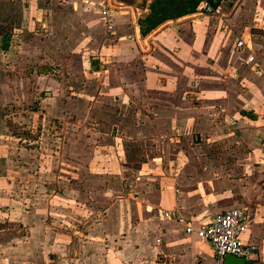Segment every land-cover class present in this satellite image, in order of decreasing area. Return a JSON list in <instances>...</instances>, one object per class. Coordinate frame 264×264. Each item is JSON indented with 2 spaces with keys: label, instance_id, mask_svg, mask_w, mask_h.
<instances>
[{
  "label": "crops",
  "instance_id": "obj_1",
  "mask_svg": "<svg viewBox=\"0 0 264 264\" xmlns=\"http://www.w3.org/2000/svg\"><path fill=\"white\" fill-rule=\"evenodd\" d=\"M152 1L122 0L117 12L131 24L113 36L115 83L130 74L134 101L147 104L122 132L142 139L89 158L81 188L36 192L29 206L33 192L14 204L11 186L0 190V264H212L211 244L164 212L198 227L233 207L245 211L242 240L255 246L245 264H264V0H221L214 10L233 8L229 18L201 12V0L141 33ZM240 4L253 27L237 26ZM115 12L110 3L111 34Z\"/></svg>",
  "mask_w": 264,
  "mask_h": 264
},
{
  "label": "rangeland",
  "instance_id": "obj_2",
  "mask_svg": "<svg viewBox=\"0 0 264 264\" xmlns=\"http://www.w3.org/2000/svg\"><path fill=\"white\" fill-rule=\"evenodd\" d=\"M99 2L111 3L119 15L113 34L102 27ZM122 4L0 0V177H12L11 184L0 182V190L11 186L12 203L23 201V192H33L29 206L38 200L36 192L46 197L81 188L78 182L92 169L89 158L99 159L102 148L112 155L117 144L122 148L142 139L122 132L131 126L126 118H136L135 111L147 107L134 101L130 74L124 76L129 84L115 83L122 72L112 53L121 42L113 36L131 24L117 12ZM239 7L237 26L253 27ZM215 8V16L234 13L231 7L219 13ZM261 10L252 7L251 13L256 17ZM92 27L95 32L89 35Z\"/></svg>",
  "mask_w": 264,
  "mask_h": 264
},
{
  "label": "built area",
  "instance_id": "obj_3",
  "mask_svg": "<svg viewBox=\"0 0 264 264\" xmlns=\"http://www.w3.org/2000/svg\"><path fill=\"white\" fill-rule=\"evenodd\" d=\"M199 10L211 13L213 8L206 1H202ZM99 11L105 18L107 28L110 29L113 22L110 4L103 2L99 7ZM244 43L243 38L239 37L235 41V47L240 48L245 45ZM252 59L253 55H249L246 60L251 61ZM164 215L185 223L186 232H195L211 244L213 249L212 264H224V256L226 254L247 259L255 250L253 244L244 243L242 240V234L247 227V220L245 211L239 207L218 212L213 215L209 222L198 227L186 222V219L180 215L177 209L165 211Z\"/></svg>",
  "mask_w": 264,
  "mask_h": 264
},
{
  "label": "trees",
  "instance_id": "obj_4",
  "mask_svg": "<svg viewBox=\"0 0 264 264\" xmlns=\"http://www.w3.org/2000/svg\"><path fill=\"white\" fill-rule=\"evenodd\" d=\"M169 1L170 0H153L150 3V12L143 19L139 20L141 33H146L147 31L153 29L166 18H174L179 15L195 11L196 5L201 0H180L178 3L168 8L161 5L162 2ZM203 1L210 3L213 7H217L221 0ZM6 46L7 44L4 43L3 47Z\"/></svg>",
  "mask_w": 264,
  "mask_h": 264
},
{
  "label": "water",
  "instance_id": "obj_5",
  "mask_svg": "<svg viewBox=\"0 0 264 264\" xmlns=\"http://www.w3.org/2000/svg\"><path fill=\"white\" fill-rule=\"evenodd\" d=\"M246 259L244 257L234 256L226 254L224 256V264H245Z\"/></svg>",
  "mask_w": 264,
  "mask_h": 264
},
{
  "label": "bare ground",
  "instance_id": "obj_6",
  "mask_svg": "<svg viewBox=\"0 0 264 264\" xmlns=\"http://www.w3.org/2000/svg\"><path fill=\"white\" fill-rule=\"evenodd\" d=\"M139 35V34H138ZM140 36V35H139ZM138 38V37H137Z\"/></svg>",
  "mask_w": 264,
  "mask_h": 264
}]
</instances>
